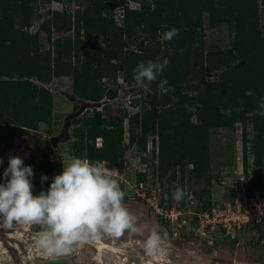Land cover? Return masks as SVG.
Listing matches in <instances>:
<instances>
[{"label": "trees", "instance_id": "1", "mask_svg": "<svg viewBox=\"0 0 264 264\" xmlns=\"http://www.w3.org/2000/svg\"><path fill=\"white\" fill-rule=\"evenodd\" d=\"M47 2L64 8L42 13L39 0H0V155L13 147L17 137L36 132L40 124L50 129L53 94L44 85L54 79L70 78L71 92L86 102L125 99L119 89L135 86L133 69L139 62L167 59V66L150 84L151 91L139 88L140 98L129 102L131 108H139L138 113L129 115L123 110L105 118L101 110L110 107L105 105L73 120L69 153L104 161L114 170L134 147L139 163L147 166L144 154L151 138L162 193H169L177 171L182 180L189 168L188 177L199 187L193 191V209L202 212L211 206L208 196L218 184L210 175L211 135L239 124L243 180L250 193L263 198L264 116L256 111L264 99V0ZM130 3L139 7L130 8ZM71 4L73 11L68 9ZM116 9L122 11L119 20ZM205 15L209 29L226 27L230 41L225 49L206 51ZM172 28L179 34L161 41L157 34ZM118 74L123 75L121 83ZM161 80L167 81L163 94L158 92ZM248 89L253 95H245ZM247 154L252 156L250 185L256 193L246 181ZM43 159L37 164L30 159L23 163L32 167L33 177H48L42 190L47 191L52 164L47 155ZM4 171L0 165V183L5 182ZM146 176V171L136 173V182ZM188 223L195 235L196 217L191 215ZM251 231L258 239L264 238V221L243 232Z\"/></svg>", "mask_w": 264, "mask_h": 264}, {"label": "rangeland", "instance_id": "2", "mask_svg": "<svg viewBox=\"0 0 264 264\" xmlns=\"http://www.w3.org/2000/svg\"><path fill=\"white\" fill-rule=\"evenodd\" d=\"M64 5L58 3H48L47 0H39V11L45 12L48 9L62 10ZM70 11L75 9V5L71 4L68 8ZM115 17L120 19L121 9L115 10ZM204 41L206 51L215 49H225L230 41V36L225 26L209 29L207 27V16H204ZM40 42L45 43V37L40 36ZM119 82H122L123 75L118 74ZM212 79V78H211ZM53 85L66 88L71 92L72 82L70 78H57L53 80ZM124 85V84H123ZM110 83L108 87H111ZM120 97L125 95V99L115 101L108 104L110 107L101 110L105 118L116 116L121 111L126 110L128 114L139 112V108H131L129 102L132 99L140 98V90L138 87H127L126 90L119 89ZM53 94V121L50 129L44 124H40L36 132H28L14 141L13 147L0 155V164L4 170L8 167L9 156L19 157L23 161L31 160L33 164L44 161L45 155L52 156V179L55 175L62 172V161L55 160L56 157H62L70 154V144L59 146L53 150L50 146L49 138L60 133L63 116L73 112L74 104L66 101L61 95ZM71 133V131H70ZM241 126L235 124L232 130H216L211 135V167L210 175L218 179V184L210 190L208 199L228 201L233 189L234 180L238 175L242 165L243 148H242ZM148 143V142H147ZM156 149L153 144L147 145L144 154L147 160V166L139 163V156L136 154L135 148H131L126 156L120 161V164L114 169L116 179L125 193L124 205L128 211L136 217V226L140 229L138 232L126 230L119 237H111L101 234L95 240L86 243L74 245L71 257L75 258L80 264H264V238L258 239L254 232H243L238 242L233 244L225 237L218 238L213 245L198 239L194 232L190 229L189 209L186 206L185 199L190 191L198 190L199 187L193 184L191 178L188 177L186 169L184 177L180 178L177 171L176 179L172 180L169 193H166L169 205L175 204L182 213L181 217L186 218L187 225L178 227L176 223L170 224L166 222L158 213L152 211L150 203H153V197L160 199L159 187L160 183L155 181L152 186L147 187V194L143 195L146 187L143 189L136 188V173L144 170L147 177L154 174L152 165L155 164ZM154 161V162H153ZM249 165V177L246 180L250 185L252 156L247 154ZM242 165V166H241ZM155 167V165H154ZM52 181V180H51ZM46 181H41V175H35L32 179L34 187L33 195H39L45 187ZM245 183V182H244ZM251 186V185H250ZM252 192H257L251 186ZM177 189L182 190L183 198L180 201L174 200L173 194ZM152 193V195H150ZM150 195V196H149ZM166 208V205L164 206ZM190 211H194L193 207ZM186 213V214H184ZM159 226L162 238L168 237L174 239L181 245H175L172 242L164 240L163 253L150 256L143 248L145 241L153 228ZM40 230L39 225L17 223L15 221L8 223L0 219V264H41L47 259H51L52 255H46L42 251L37 250L34 245V236ZM257 237V238H256Z\"/></svg>", "mask_w": 264, "mask_h": 264}, {"label": "clouds", "instance_id": "3", "mask_svg": "<svg viewBox=\"0 0 264 264\" xmlns=\"http://www.w3.org/2000/svg\"><path fill=\"white\" fill-rule=\"evenodd\" d=\"M178 34V29L172 28L157 35L161 41H171ZM167 64V59L139 62L133 69L135 86L150 92V84ZM166 84V80H161L159 93L167 90ZM245 95H253L252 90H246ZM256 115L264 116V99L259 102ZM105 164L66 154L62 172L53 177L48 190L33 195L32 167L25 166L19 157L9 156L3 173L5 182L0 183V219L39 225L34 245L50 256L68 253L74 245L89 243L101 234L119 237L126 230L138 232L136 217L123 203L125 193L113 178L116 172L107 169ZM47 179L41 176L42 182ZM172 198L180 201L182 190L177 189ZM161 231L159 226L153 228L143 241V248L150 256L163 253Z\"/></svg>", "mask_w": 264, "mask_h": 264}, {"label": "built area", "instance_id": "4", "mask_svg": "<svg viewBox=\"0 0 264 264\" xmlns=\"http://www.w3.org/2000/svg\"><path fill=\"white\" fill-rule=\"evenodd\" d=\"M130 8H137L139 4L130 3ZM122 17V11L120 18ZM120 25V23H119ZM31 27L29 31H33ZM157 138V134H156ZM148 145L151 144V138L147 140ZM96 146H100V139L96 140ZM55 160H63L62 157H56ZM49 161L53 163L52 156H49ZM154 174L150 177L146 176L144 181L137 183L136 188L143 189L146 187V191L143 195L148 192L147 187L153 185L156 181L158 183V172H157V160H155ZM242 166V165H241ZM107 167V164H105ZM110 170V169H109ZM144 172V170H140ZM262 195L263 198L259 199L257 195L250 193L243 180V167L239 170L236 179L234 180L231 188L233 189L231 201H223L221 198L218 200H211V206L202 212L190 211L195 206L194 192L190 191L185 199L189 213L196 217V230L195 235L198 239L205 241L206 243L213 245L217 239V235L221 233L223 236L238 239L242 232L250 225H258L264 221V162L262 166ZM160 187V185H159ZM160 199L157 200L153 197V203L150 199L147 201L152 207V211L158 213L166 222L170 224L176 223L178 227L186 226L187 220L181 217L182 213L176 207L175 204L169 205L166 203V193H162L159 188ZM152 195V193H150ZM149 195V196H150ZM166 205V208L164 207ZM184 213V214H186Z\"/></svg>", "mask_w": 264, "mask_h": 264}, {"label": "water", "instance_id": "5", "mask_svg": "<svg viewBox=\"0 0 264 264\" xmlns=\"http://www.w3.org/2000/svg\"><path fill=\"white\" fill-rule=\"evenodd\" d=\"M44 87L49 88L52 93H56L61 95L66 101L76 104L78 106L77 110L67 113L63 116V124L59 134L53 135L49 138L50 146L53 150H56L59 146L68 144L72 138L70 136V131L72 129V121L79 118L82 114H84L87 110L97 109L100 110L103 106L111 104L115 101H119L121 99L115 100H102L100 102H86L72 92L67 91L66 88L59 87L57 85H53L52 83L49 85H44ZM72 250L68 253H64L63 257H58L59 255H52L51 259H47L43 261L41 264H80L78 260L71 257ZM61 255V254H60Z\"/></svg>", "mask_w": 264, "mask_h": 264}, {"label": "flooded vegetation", "instance_id": "6", "mask_svg": "<svg viewBox=\"0 0 264 264\" xmlns=\"http://www.w3.org/2000/svg\"><path fill=\"white\" fill-rule=\"evenodd\" d=\"M163 240H167L168 242H172V243H174L175 245H181V243H179V242H177L176 240H174V239H169L168 237H165V238H163Z\"/></svg>", "mask_w": 264, "mask_h": 264}, {"label": "bare ground", "instance_id": "7", "mask_svg": "<svg viewBox=\"0 0 264 264\" xmlns=\"http://www.w3.org/2000/svg\"><path fill=\"white\" fill-rule=\"evenodd\" d=\"M64 255L63 254H61V255H59L58 257H63Z\"/></svg>", "mask_w": 264, "mask_h": 264}]
</instances>
